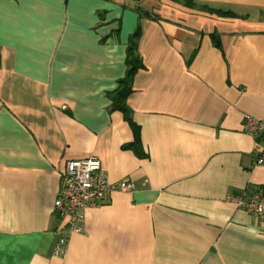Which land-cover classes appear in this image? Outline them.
<instances>
[{
  "label": "crops",
  "instance_id": "crops-1",
  "mask_svg": "<svg viewBox=\"0 0 264 264\" xmlns=\"http://www.w3.org/2000/svg\"><path fill=\"white\" fill-rule=\"evenodd\" d=\"M245 114L264 0H0V264H264V216L226 199L264 191ZM88 156L134 188L69 230L59 174Z\"/></svg>",
  "mask_w": 264,
  "mask_h": 264
},
{
  "label": "built area",
  "instance_id": "built-area-1",
  "mask_svg": "<svg viewBox=\"0 0 264 264\" xmlns=\"http://www.w3.org/2000/svg\"><path fill=\"white\" fill-rule=\"evenodd\" d=\"M243 129L261 143V151L256 154L255 160L257 164H263L264 119L245 114ZM133 188L134 182L127 178L111 182L102 170L100 160L95 156L69 159L65 161L59 174V190L53 207L56 213L64 218L69 230H78L84 208L102 203L113 190L128 191ZM226 199L256 217L264 216L262 189L249 198H245L243 194L231 193ZM62 251L63 249H57L56 254Z\"/></svg>",
  "mask_w": 264,
  "mask_h": 264
},
{
  "label": "trees",
  "instance_id": "trees-1",
  "mask_svg": "<svg viewBox=\"0 0 264 264\" xmlns=\"http://www.w3.org/2000/svg\"><path fill=\"white\" fill-rule=\"evenodd\" d=\"M129 63H128V70L126 71L125 76L119 81L121 87H118V93L116 94L118 95L117 100H116V105L120 102H123L122 98H124L128 94L129 88H130L128 84L135 70L139 67L135 61H130ZM137 139L138 137H136L135 144L138 142Z\"/></svg>",
  "mask_w": 264,
  "mask_h": 264
},
{
  "label": "rangeland",
  "instance_id": "rangeland-1",
  "mask_svg": "<svg viewBox=\"0 0 264 264\" xmlns=\"http://www.w3.org/2000/svg\"><path fill=\"white\" fill-rule=\"evenodd\" d=\"M239 207V206H238ZM240 208V207H239Z\"/></svg>",
  "mask_w": 264,
  "mask_h": 264
}]
</instances>
